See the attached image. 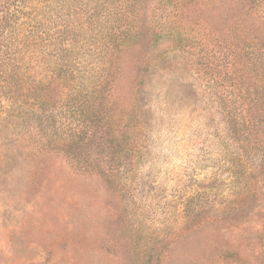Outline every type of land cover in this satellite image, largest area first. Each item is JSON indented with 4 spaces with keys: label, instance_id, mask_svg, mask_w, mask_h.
I'll return each instance as SVG.
<instances>
[{
    "label": "rangeland",
    "instance_id": "1",
    "mask_svg": "<svg viewBox=\"0 0 264 264\" xmlns=\"http://www.w3.org/2000/svg\"><path fill=\"white\" fill-rule=\"evenodd\" d=\"M25 5L0 264H264V75L235 59L264 0Z\"/></svg>",
    "mask_w": 264,
    "mask_h": 264
},
{
    "label": "trees",
    "instance_id": "2",
    "mask_svg": "<svg viewBox=\"0 0 264 264\" xmlns=\"http://www.w3.org/2000/svg\"><path fill=\"white\" fill-rule=\"evenodd\" d=\"M26 1L0 0V121L3 122L18 120L19 109L24 105L22 97L25 98V95L21 93L22 66L18 57L21 44L28 38L25 35ZM241 15L243 21H246L239 26L244 45L239 48L240 60L234 57L237 62H241L242 68L239 69L244 70L243 77L247 73L252 75L256 69L263 71L264 75V13L258 12L256 16L245 11ZM259 86L263 90V95L258 94L256 97V100L261 99L259 107L252 108L249 104L253 111L250 116L252 124L259 123L258 115L261 121L264 119L261 110L264 104V84L260 83Z\"/></svg>",
    "mask_w": 264,
    "mask_h": 264
}]
</instances>
